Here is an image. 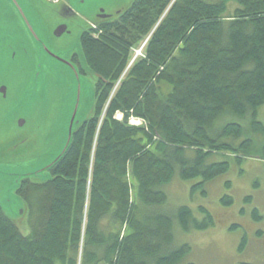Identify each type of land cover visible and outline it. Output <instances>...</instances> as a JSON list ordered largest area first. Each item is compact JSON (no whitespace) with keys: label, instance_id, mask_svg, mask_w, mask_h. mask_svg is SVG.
Segmentation results:
<instances>
[{"label":"trees","instance_id":"16d2710c","mask_svg":"<svg viewBox=\"0 0 264 264\" xmlns=\"http://www.w3.org/2000/svg\"><path fill=\"white\" fill-rule=\"evenodd\" d=\"M95 32L82 35L99 77L94 114L73 129L48 179L19 185L30 233L0 204V264H180L191 246L176 244L175 224L188 232L215 219L204 206L202 220L189 205L167 210L164 186L177 175L201 180L193 190L206 194L228 172L227 153L241 162L240 152L264 150L255 140L263 129L264 0H134ZM144 43L145 55L130 65Z\"/></svg>","mask_w":264,"mask_h":264},{"label":"rangeland","instance_id":"374dc122","mask_svg":"<svg viewBox=\"0 0 264 264\" xmlns=\"http://www.w3.org/2000/svg\"><path fill=\"white\" fill-rule=\"evenodd\" d=\"M68 1L77 14L69 22L71 33L60 38H51L50 32L46 30L48 23L43 22L39 24V32L59 56L69 61L72 55L78 53L82 56L81 63L69 61V64H65L44 53L35 56L31 50L24 51L30 48L27 41L25 49L21 48L18 51L25 70L34 72L31 79L26 78L28 89L32 90L37 83L40 87L35 93L31 92L28 95L32 97L29 101H25L27 105L31 102L33 109L24 112L26 123L21 127V134L27 139L23 149H18L22 151L21 156L17 153H8L0 157V204L24 234L32 231V216L28 202L17 191L20 179L27 174L37 177L33 180L48 179L50 175L46 168L65 148L76 104L78 107L74 128L91 117L95 111L96 82L99 77L87 66L83 58L80 46L81 33L95 18L100 7L115 12L117 9L128 8L134 0ZM236 5L230 3V11H233ZM46 19L48 21V18ZM141 46L142 44L133 49L130 61L135 55L137 58L145 55L144 47L141 52L139 51ZM35 57L39 59V65L31 63V59ZM104 114L105 112L102 117ZM258 117L263 129L259 131L255 140L264 143V105L259 108ZM262 150L249 151L247 154L240 152L241 162L233 157V153H227L231 163L228 172L209 181L205 185L206 194L201 188L193 190L195 183L201 180H183L177 175L164 186L168 194L167 210L189 205L196 218L202 220L205 214L199 210V206H204L215 219L214 226L188 232L183 231L178 223L175 224L176 244L188 243L191 246L180 264L190 262L264 264V150ZM36 172L37 176L34 175ZM132 190L135 194L137 187L134 186ZM225 195L234 198L233 204L222 203L221 199ZM248 197L252 199L249 201ZM254 209L259 210L261 218L258 220L254 217ZM33 211H36V207ZM244 237L247 238V242L240 250Z\"/></svg>","mask_w":264,"mask_h":264},{"label":"flooded vegetation","instance_id":"af4514ba","mask_svg":"<svg viewBox=\"0 0 264 264\" xmlns=\"http://www.w3.org/2000/svg\"><path fill=\"white\" fill-rule=\"evenodd\" d=\"M122 11L123 9H117L115 12H109L100 7L95 18L83 29L80 46L86 62L82 35L90 30L95 32L100 28V25L115 18ZM75 16L77 14L68 0H0V157L8 153H17L21 156L22 151H18V149H23V144L27 139L21 134V127L26 123L24 112L33 109V104L30 102L27 105L25 101H29L32 97L28 95L31 92L35 93L40 87L38 83L34 82L36 84L34 88L28 89L26 78L31 79L34 72L25 70L18 51L21 48L25 49V41H27L30 48H26L24 51L31 50L35 56L44 53L65 64H69V61L79 63L82 60L80 54L75 53L69 61L66 60L53 51L39 32V24L41 22L48 23L46 30L50 32L51 38L63 37L71 33L69 22ZM58 32L61 33L58 34ZM38 61L39 59L36 57L31 59L33 65H39ZM83 72L86 71L83 70ZM37 174L38 172L34 173L36 176ZM24 178H29L32 181L37 179L33 175L23 177L20 179L19 185Z\"/></svg>","mask_w":264,"mask_h":264},{"label":"water","instance_id":"95a60500","mask_svg":"<svg viewBox=\"0 0 264 264\" xmlns=\"http://www.w3.org/2000/svg\"><path fill=\"white\" fill-rule=\"evenodd\" d=\"M60 33H61V32H58V34H60ZM136 57H137V55L133 58V60L131 61L130 65L133 63V61L135 60ZM130 65H129V66H130ZM77 107H78V104H76L75 109H74V113L72 114V118H71V121H70L69 138H68V141H67V143H66V145H65V148L63 149L62 153H63V152L65 151V149L67 148V146H68V144H69V142H70V140H71V137H72V132H73V128H74V122H75V116H76V113H77ZM62 153H61V154H62ZM61 154H60V155H61ZM60 155H59V156H60ZM59 156H58V157H59ZM58 157H57V158H58ZM57 158H56V159H57ZM56 159H55V160H56ZM55 160H54V161H55ZM54 161H53V162H54ZM53 162H52V163H53ZM52 163H51V164H52ZM51 164H50V165H51ZM50 165H49V166H50ZM49 166H48V167H49ZM48 167H47V168H48ZM47 168H46V169H47ZM31 175H33V174H27V175L24 176V177H28V176H31ZM22 178H23V177H22Z\"/></svg>","mask_w":264,"mask_h":264},{"label":"built area","instance_id":"2783aa9c","mask_svg":"<svg viewBox=\"0 0 264 264\" xmlns=\"http://www.w3.org/2000/svg\"><path fill=\"white\" fill-rule=\"evenodd\" d=\"M123 117H124V114L121 113V112H117V113L115 114V118H116V119H123ZM129 123H130V124H133V125H141V124H143V120L140 119V118H137V117H131V118L129 119Z\"/></svg>","mask_w":264,"mask_h":264},{"label":"bare ground","instance_id":"6f19581e","mask_svg":"<svg viewBox=\"0 0 264 264\" xmlns=\"http://www.w3.org/2000/svg\"><path fill=\"white\" fill-rule=\"evenodd\" d=\"M140 51V50H139Z\"/></svg>","mask_w":264,"mask_h":264}]
</instances>
